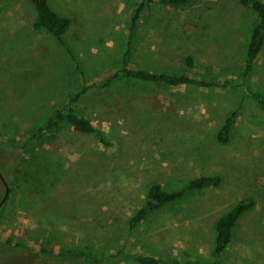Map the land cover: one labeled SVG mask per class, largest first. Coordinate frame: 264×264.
Returning <instances> with one entry per match:
<instances>
[{"label":"rangeland","instance_id":"rangeland-1","mask_svg":"<svg viewBox=\"0 0 264 264\" xmlns=\"http://www.w3.org/2000/svg\"><path fill=\"white\" fill-rule=\"evenodd\" d=\"M47 1L71 21L66 48L34 27L29 0H0V167L8 185L0 264H78L66 255L101 256L121 247L207 264L215 221L246 197L254 205L237 221L219 264H264V111L233 84L243 72L255 12L240 0L180 7L154 1L128 38L139 0ZM127 41L134 67L227 85L108 80ZM247 82L264 95V46ZM83 84L74 107L111 145L61 124L22 147L21 137ZM235 109L222 143L217 134ZM202 175L219 176V185L187 193L129 230L151 184L172 191Z\"/></svg>","mask_w":264,"mask_h":264},{"label":"trees","instance_id":"trees-1","mask_svg":"<svg viewBox=\"0 0 264 264\" xmlns=\"http://www.w3.org/2000/svg\"><path fill=\"white\" fill-rule=\"evenodd\" d=\"M154 1H159L173 7H180L187 4L190 0H139L138 4L132 11L130 26L127 31L128 38L132 36L136 27V20L142 10L146 5ZM29 2L35 12L34 27L46 30L60 45L66 48L64 35L69 30L71 23L70 19L66 16L59 15L52 10L47 0H29ZM240 2L255 12L256 19L249 32L244 50L243 72L239 81L233 84L240 88L242 99L250 101L258 109L264 111V95L252 89L247 82L250 70L264 46V0H240ZM129 44L130 41H127V49L121 57V67L111 73V75L107 78L108 80L123 77L128 80L139 82H159L169 86L189 84L203 88L225 87L227 85V81H223L222 83L215 81H203L193 78L187 73L168 74L134 67L128 61L127 55ZM86 89L87 86L83 84L78 90L69 93L63 102L47 115L41 126L25 133L21 137L20 141L22 142V147L28 145L34 146L35 144H38V142H41L48 135L52 134L53 130L61 124L68 125L77 133L91 135L99 144L105 147L110 146L111 143L105 138L103 132L96 128L90 119H88L81 112L77 111L74 107L75 102L86 91ZM238 112V109L231 111L224 120L220 131L217 134V139L220 142H227L233 124L238 116ZM0 173L6 181V176L1 167ZM219 183L220 177L217 175H202L190 179L185 185L172 191L164 190L159 183L151 184L146 190L143 205L136 210V212L129 219V230H132L139 222H141L148 213L157 210L161 206L178 201L187 193L199 191L209 187H217ZM4 203L5 200L1 206ZM253 205L254 201L252 198H242L238 200L227 212L218 217L213 225L214 238L211 252L213 260L207 264H219L220 255L230 242L237 221L244 213L249 211ZM66 256L78 264H101L104 262L119 263L126 260H132L137 264H204L187 260L180 261L169 257H155L147 254L133 253L126 251L122 247L115 252L105 253L101 256L88 255L83 252L69 253Z\"/></svg>","mask_w":264,"mask_h":264},{"label":"water","instance_id":"water-1","mask_svg":"<svg viewBox=\"0 0 264 264\" xmlns=\"http://www.w3.org/2000/svg\"><path fill=\"white\" fill-rule=\"evenodd\" d=\"M0 181L2 182L3 186H4V193L0 199V206L3 203V201L5 200L7 193H8V185L6 183V181L4 180L3 176L0 173Z\"/></svg>","mask_w":264,"mask_h":264}]
</instances>
